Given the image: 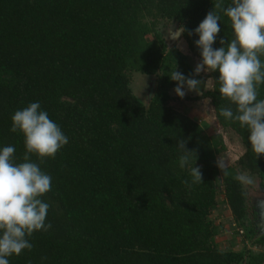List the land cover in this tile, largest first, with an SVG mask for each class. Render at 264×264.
<instances>
[{"label": "trees", "instance_id": "1", "mask_svg": "<svg viewBox=\"0 0 264 264\" xmlns=\"http://www.w3.org/2000/svg\"><path fill=\"white\" fill-rule=\"evenodd\" d=\"M230 4L0 0V146L14 145L15 161H23V136L10 131L11 117L37 101L68 137L55 158L41 164L52 177L43 197L51 228L33 232L31 250L9 257V264H264V234L236 179L246 172L264 189V154L256 157L247 129L220 115L235 105L219 93V74L208 73L212 86L203 97L219 126L235 132L245 147L223 171L215 164L226 150L222 135L207 133L170 105L171 72L191 76V59L200 56L196 35L185 32L180 51L169 47L166 29L192 30L214 9L221 31L213 47H219V39L233 38L221 10ZM136 74L148 81L145 86L135 84ZM258 98L264 99V85ZM178 140L196 151L202 183L192 184L179 167ZM220 194L234 235L224 248L218 236L225 224L212 219L215 210L224 213Z\"/></svg>", "mask_w": 264, "mask_h": 264}, {"label": "clouds", "instance_id": "2", "mask_svg": "<svg viewBox=\"0 0 264 264\" xmlns=\"http://www.w3.org/2000/svg\"><path fill=\"white\" fill-rule=\"evenodd\" d=\"M216 8L221 5L218 3ZM221 10L231 22L233 38L230 42L219 39V47H213L221 31L220 15L214 9L192 30L180 25L173 31L172 26L168 38L173 41H180L185 32L198 37L194 45L200 60L191 76L175 68L169 79L175 82L174 94L182 99L201 83L195 76L218 73L219 93L235 105V111L222 108L220 115L247 129L248 144L258 157L264 154V99L258 98V89L264 85V61L260 59L264 54V0H231ZM177 48L184 50L182 44ZM11 120L10 131L22 134L25 153L23 161L17 163L15 146H0V264H9V257L31 250L29 237L33 232L51 228L45 223L50 204L43 197L51 191L52 177L41 164L46 158H55L68 143L60 125L38 101L16 110ZM176 146L182 153L179 167L188 170L192 184L202 183L196 151L189 150L185 140H178ZM33 155L39 163L31 158ZM215 164L220 171L226 168L224 160L217 159ZM236 179L242 186L255 187L254 178L246 172Z\"/></svg>", "mask_w": 264, "mask_h": 264}, {"label": "rangeland", "instance_id": "3", "mask_svg": "<svg viewBox=\"0 0 264 264\" xmlns=\"http://www.w3.org/2000/svg\"><path fill=\"white\" fill-rule=\"evenodd\" d=\"M171 28L172 27L166 29V33H167L166 40L169 47L182 44L184 42L182 39L180 41H173L172 39L168 38V33L171 30ZM173 31H175V27H173ZM182 46L184 47V44H182ZM198 62L199 59H197L196 57L191 59V63L193 64L194 67ZM208 73L209 72H201L199 75H197L198 77H196V79H200L201 83L197 86L196 91L186 92V95L182 99L177 97L172 90L171 92L172 99L170 100V105L181 112L187 113L190 117L199 121L205 127L207 133L209 134L220 133L222 135L223 140L225 142L226 150L220 155H218L217 159L226 161V166H228L235 163L244 154L245 147L243 146L241 139L235 132H233L230 129H225L219 126L210 100L208 98L203 97V93L211 89L212 86V79L208 78ZM134 80L136 85L141 83L140 87L145 86L148 82V81L142 82L143 80L142 74H138V75L136 74ZM146 80H148V78ZM252 177L255 180V187L244 186V188L248 192L249 204L250 207L252 208V213H254L256 212L255 209L258 199L264 198V189L260 185V180L256 176H252ZM219 199H220L219 208L222 209L224 212L223 213L224 217H222V220H224V224L228 228L229 223H231V221H229L231 213L228 212V210H226L227 208L225 205H222V201H223L222 194L219 195ZM218 213L219 211L215 210L212 213V219L216 220ZM225 214L227 216H225ZM226 234H223V237L225 239H222L221 236L219 238V241L221 243L220 245L222 248L225 247V241H229L230 239L232 241L233 239L232 237H234V235L229 234V236H226ZM234 239L235 240L233 241H235L241 247L242 238L235 236ZM227 245L228 244H226V246Z\"/></svg>", "mask_w": 264, "mask_h": 264}, {"label": "water", "instance_id": "4", "mask_svg": "<svg viewBox=\"0 0 264 264\" xmlns=\"http://www.w3.org/2000/svg\"><path fill=\"white\" fill-rule=\"evenodd\" d=\"M177 27H175L176 29ZM256 227L258 234H264V198L258 199L256 204Z\"/></svg>", "mask_w": 264, "mask_h": 264}, {"label": "crops", "instance_id": "5", "mask_svg": "<svg viewBox=\"0 0 264 264\" xmlns=\"http://www.w3.org/2000/svg\"><path fill=\"white\" fill-rule=\"evenodd\" d=\"M225 216H227L226 214H225ZM222 217H224L222 214H220L219 215V213H218V215H217V219L215 220V222H216V224H223L224 222V220H222ZM224 227V226H223ZM230 228L228 227H226V225H225V228H224V230H223V234H226V233H228V234H226V236H229V234H231L232 235V233H231V231L229 230ZM223 234H221L220 236H221V238L222 239H225L224 237H223ZM220 236H218L219 238H220ZM231 238V237H230ZM226 242H229V241H225V246H226ZM221 244V243H220ZM223 244H224V242H223Z\"/></svg>", "mask_w": 264, "mask_h": 264}, {"label": "built area", "instance_id": "6", "mask_svg": "<svg viewBox=\"0 0 264 264\" xmlns=\"http://www.w3.org/2000/svg\"><path fill=\"white\" fill-rule=\"evenodd\" d=\"M241 233H242V231H241Z\"/></svg>", "mask_w": 264, "mask_h": 264}]
</instances>
